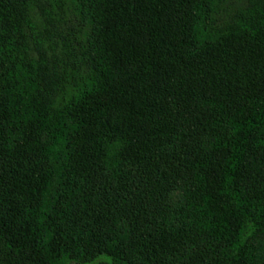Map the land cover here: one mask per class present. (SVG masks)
I'll list each match as a JSON object with an SVG mask.
<instances>
[{
    "label": "trees",
    "instance_id": "1",
    "mask_svg": "<svg viewBox=\"0 0 264 264\" xmlns=\"http://www.w3.org/2000/svg\"><path fill=\"white\" fill-rule=\"evenodd\" d=\"M0 264H264V0H0Z\"/></svg>",
    "mask_w": 264,
    "mask_h": 264
}]
</instances>
